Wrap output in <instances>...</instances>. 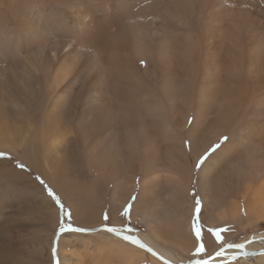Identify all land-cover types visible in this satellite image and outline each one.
<instances>
[{
	"label": "bare ground",
	"instance_id": "obj_1",
	"mask_svg": "<svg viewBox=\"0 0 264 264\" xmlns=\"http://www.w3.org/2000/svg\"><path fill=\"white\" fill-rule=\"evenodd\" d=\"M0 150L40 167L79 228L95 229L96 264H190L193 180L206 225L227 227L226 239L264 223V0H0ZM6 167L0 184L20 175ZM4 185L0 264H47L6 214L22 194ZM137 188L144 247L101 223L109 199L119 228ZM61 234L58 264H82ZM247 241L240 257L264 261V232Z\"/></svg>",
	"mask_w": 264,
	"mask_h": 264
},
{
	"label": "rangeland",
	"instance_id": "obj_2",
	"mask_svg": "<svg viewBox=\"0 0 264 264\" xmlns=\"http://www.w3.org/2000/svg\"><path fill=\"white\" fill-rule=\"evenodd\" d=\"M0 153H4L5 154L3 156H0V169L5 168L7 166L6 168H11L12 170L15 169L14 171H19V174H20L18 177H12L9 180H5V182L4 181L1 182L0 185H2V186H0V187H4L5 186L4 184L8 185L9 183L10 184L8 186H11L12 184H16V188L17 189L15 188L16 190L14 192L17 193V194H20V193L22 194V197L21 198H19L17 200L11 201L10 205H8V207L6 209L9 212L6 213L7 212L6 211L5 213L6 214L13 215V216H17V218H20L21 222L23 223V226L21 228V232H19V233H25L26 235H28L27 236V240H26V244H25L26 248L28 247L27 250H29L30 247L31 248L33 247L34 248V247H37L38 245H41V247L43 248V251H44L43 254H42V257L45 258V259L47 258V260H48L47 264H53L52 252H51V250H52V244H53V241H54L55 234L57 233V229L59 228V224L61 222L62 216H63L64 223H65L66 226H67L68 223H71L72 226H73V228H79V227H81L80 226L81 224L79 222L75 221L72 218V213H71L72 206L70 207V204H68L65 201L64 195L61 194L57 190V188H55L50 183V181L48 180V178H45L43 176V173L41 172L42 169L40 167H33L32 165L26 164L25 162H23L20 159V157H18L16 155H13V153H10L8 151L0 150ZM2 161H5L7 163H3ZM21 164L24 165V167H20L19 165H21ZM39 169H41V170H39ZM198 169L199 168H196L194 166V175L195 176H197ZM88 176H87L88 177L87 179L90 182L92 180V178H93V175L90 174ZM12 179H16L17 182L11 181ZM140 179H141V177H139V178L137 177L136 178V183L137 184L140 181ZM7 182H8V184H7ZM45 185H47L48 188H51L55 192V194L60 198V201L64 205V211L69 212L70 213V216H64V214L61 211L59 205L56 204V202L54 201V199L51 196H49L48 191H47ZM137 190H138V188L135 189V192H134V194H133L132 197H136V195L138 193ZM193 191H195V196L192 195ZM189 195H190L191 203H192V215H193L194 208H195V198H196V196L200 197L201 204H202L201 213H200L201 222L204 223L205 226L207 227V225H206V223L204 221V218H203L204 212H205L203 198H202V196L200 195V193H199V191L197 189V183L195 182V180H193L191 182V186H190V189H189ZM108 200L109 199H105L104 204H103V209H104V212H108V214L110 215L111 212L114 211V208L111 206L110 200H109V202H108ZM130 201L133 202L132 198H131ZM110 210H111V212H110ZM10 212H12L13 214H11ZM20 214H22V215L20 216ZM55 214H56V216H55ZM23 220H24V222H23ZM53 220H54V222H53ZM125 220H126V218L124 217L122 219L120 225H122L125 222ZM53 223H55V225H53ZM101 223L104 224V220ZM131 223L135 227V229H142V230H144V228H145L143 226V224L137 218L132 219L131 220ZM45 224L46 225L47 224H50V228H51V234H50V236H48V238L43 235V232L40 229L41 226L42 225H45ZM108 224H109V226H112L111 219H109ZM83 226L84 225H82V228H85ZM7 232H9V234H7ZM92 232L93 231L80 232V231H70V230L69 231L62 232V234L60 236L63 239L61 238L60 239V242H59L61 251H62V248H63V251H64L66 248H68L70 246L69 248H71V251L73 252V254L75 256L77 255L78 256V259H80V258H81L80 260L83 259L82 260V264H85V263H87V264H96V259L98 258L97 256L99 255V252L96 253L97 252L96 251L97 250V246L92 245L91 244L92 241L91 240L88 241V239H87V236L88 237H92L91 236V235H93ZM261 232H264V223H257L256 225L251 226L250 228H248L244 232L237 233L236 235H233V236L230 235L227 238V240L229 242H232V243H242L244 241L249 240V238L252 235H254L255 233H261ZM10 234H12L11 233V230L10 229H8V231L6 230V236H5V238L7 240L9 239L8 240L9 242L7 240H5V239L4 240L7 242V245H8L9 248L6 249L5 253H9V251H12V249H10V246L13 245V243H14V242H12L13 239H12L11 236H10L11 238H7V236L10 235ZM78 236H80V237H78ZM93 236H95V235H93ZM38 238H39V240H38ZM72 238L73 239L75 238V239L73 240ZM84 238L86 239L85 241H88V244L89 243L91 244V246H90L91 249L89 247L90 244L88 245L87 242H85L83 240ZM67 239H68V241H67ZM70 239H72V241H70ZM10 241H11V244H9ZM78 241H79V243H78ZM80 241H84L85 243H83V242L80 243ZM6 242L4 243V245L6 244ZM70 242H72V244ZM63 243H65V244H63ZM62 244H63V246H62ZM85 244H86V246H83ZM32 245H35V246H32ZM87 245H88V247H87ZM82 246H83V248L87 247V249H89V250L88 251L86 250V252H85V249L86 248L83 249ZM1 247H3V246L0 245V248ZM92 247H93V249H92ZM5 248L6 247H3L2 249H0V251L2 252V250L5 249ZM79 250H80V258H79V254H78ZM75 251L77 252L76 254L74 253ZM89 251L91 253V256H93L96 253L97 256L94 255L96 259L91 258V256L88 255V254H90ZM3 252H4V250H3ZM84 253L87 254V255H85ZM32 255H35V254H32ZM180 255H182V253H180ZM84 257L86 259H84ZM113 257L111 258L113 264H119V262H120V264L123 263V262H121V260L117 256H115L114 258L117 259V262H118V259L120 260L117 263L116 260ZM183 259L186 262H190V260L192 259V256H188V257L187 256H183ZM113 260H115V261H113ZM141 264H147V263H145V261H144V262H141ZM224 264H264V261H259V260L251 261V260H248L247 258L240 257V255H238L234 260L229 258V260L227 261V263H226V261H224Z\"/></svg>",
	"mask_w": 264,
	"mask_h": 264
},
{
	"label": "snow or ice",
	"instance_id": "obj_3",
	"mask_svg": "<svg viewBox=\"0 0 264 264\" xmlns=\"http://www.w3.org/2000/svg\"><path fill=\"white\" fill-rule=\"evenodd\" d=\"M143 63V61H141ZM191 122V118L190 121ZM229 141V136L223 134L219 137L216 143L208 146L204 153L200 155L195 163L196 168H200L212 154L216 153L221 147ZM5 155L4 153H0V156ZM20 167H24V165H19ZM43 183V182H42ZM49 196H51L56 204L59 205L61 211L64 216H70L69 212L64 211V205L60 201V198L55 194V192L48 188L45 185ZM192 195L195 196V191H193ZM135 200V197L132 198ZM201 199L196 196L195 198V208L192 215V223H191V232L194 237L195 246L192 254V259L190 260V264H224V258L228 256L230 259H235L238 255H250V253L243 251L245 249V245L250 241H244L242 243H232L226 239V233L229 231L227 227H219V226H205L204 223L201 222ZM131 209L132 202H128L123 210L119 213L121 217H125V222L118 228L116 226H109L108 221L110 219L109 214L106 212L104 214L103 220V230L114 233L118 236H121L123 240L144 247L141 241L138 239L136 235L133 233L136 231L135 227L131 223ZM94 231L95 229L88 228H73L71 223H68L67 226L64 223L63 216L61 218V222L59 224V228L57 229L58 233H62L65 231ZM207 237V238H206ZM214 246L212 250H209V243ZM228 249L233 250L231 254L227 251ZM151 251V249H149ZM56 252V249L53 248V253Z\"/></svg>",
	"mask_w": 264,
	"mask_h": 264
},
{
	"label": "water",
	"instance_id": "obj_4",
	"mask_svg": "<svg viewBox=\"0 0 264 264\" xmlns=\"http://www.w3.org/2000/svg\"><path fill=\"white\" fill-rule=\"evenodd\" d=\"M59 234H60V233H58V232L56 233V238L54 239V242H53V245H52V250H51V252H52V260H53V264H58V261H57V259H56V252L53 253V248L56 249V243H57V239H58Z\"/></svg>",
	"mask_w": 264,
	"mask_h": 264
}]
</instances>
